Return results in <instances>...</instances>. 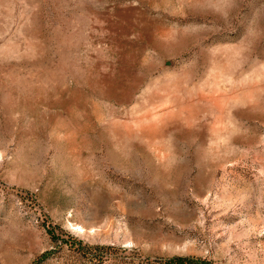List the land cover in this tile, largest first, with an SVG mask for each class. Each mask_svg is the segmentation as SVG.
<instances>
[{"label":"rangeland","instance_id":"obj_1","mask_svg":"<svg viewBox=\"0 0 264 264\" xmlns=\"http://www.w3.org/2000/svg\"><path fill=\"white\" fill-rule=\"evenodd\" d=\"M264 264V0H0V264Z\"/></svg>","mask_w":264,"mask_h":264},{"label":"trees","instance_id":"obj_2","mask_svg":"<svg viewBox=\"0 0 264 264\" xmlns=\"http://www.w3.org/2000/svg\"><path fill=\"white\" fill-rule=\"evenodd\" d=\"M178 259L175 260H170L169 262L172 264L173 262L177 261Z\"/></svg>","mask_w":264,"mask_h":264}]
</instances>
